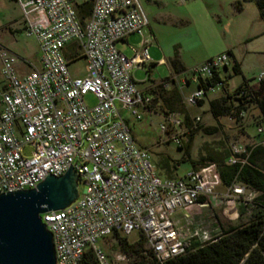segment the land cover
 <instances>
[{"label": "built area", "instance_id": "built-area-1", "mask_svg": "<svg viewBox=\"0 0 264 264\" xmlns=\"http://www.w3.org/2000/svg\"><path fill=\"white\" fill-rule=\"evenodd\" d=\"M11 1L20 8L25 35L37 42L40 66L19 75L17 58L0 44V194L33 189L47 175L62 176L71 166L85 185L83 193L66 208L41 215L52 237L55 264H83L88 255L92 264H129L125 255L109 258L100 244L135 231L144 236L157 264L183 255L188 244L216 236L215 229L190 230L192 216L184 218L183 227L173 219L175 213L210 205L215 190L223 186L216 164L163 178L123 118L127 113L141 120L154 99L151 89L138 90L133 79L134 70L150 63L146 43L141 40L138 49L132 48L131 57L116 48L131 34L143 37L148 20L139 1L93 0L83 23L74 0ZM70 45L74 47L68 49ZM79 59L86 63L83 77L69 70ZM229 61L228 54L220 53L192 67L180 86L181 91L194 86L183 96L184 104L197 107L200 101L230 93L221 74ZM263 79L260 73L256 85ZM87 95L94 98L93 105L85 102ZM158 115L165 121L160 132L168 135L166 141L182 147L188 134L183 116ZM199 122V116L190 118L193 127ZM260 144L264 147V140ZM241 154H246L245 147L231 146L227 164ZM225 188L227 206L250 202L256 195L237 183Z\"/></svg>", "mask_w": 264, "mask_h": 264}, {"label": "rangeland", "instance_id": "rangeland-1", "mask_svg": "<svg viewBox=\"0 0 264 264\" xmlns=\"http://www.w3.org/2000/svg\"><path fill=\"white\" fill-rule=\"evenodd\" d=\"M5 1L7 10L4 14L0 13V25L6 23L9 29L0 30V44L17 58V73L25 75L40 66L37 42L34 37L25 35L19 7ZM75 1L78 4L83 2ZM138 1L149 19L155 39L153 46H160V56L167 54L172 59L176 54L186 68L185 75L188 76L189 70L201 64L208 56L230 53L227 69L222 70L221 74L223 77L231 76L228 80L231 91L244 82L256 87V77L264 73V24L258 17L253 0ZM233 64L239 67V73L236 75L232 71ZM85 67V61L79 59L75 64L69 65V70L73 76L83 77L86 72ZM147 69L148 66H145L133 73L138 90L149 87L152 80L159 82L170 74L169 62L150 68L148 78L145 74ZM143 80L145 82L141 83ZM2 88L3 82L0 75V92ZM191 90L192 86L182 88L183 96ZM84 100L88 105L95 103L91 95H87ZM208 100L201 106L185 105L184 107L190 118L200 117V122L194 127L198 132L190 146L193 160H198L212 152H228L233 145L246 147L264 140V132L257 134L260 119L258 110L254 106L245 107L243 115L233 114L214 118L208 110ZM150 108L152 113L151 111L143 113L141 120H135L127 113H122L128 129L137 146L148 151L155 168L159 159L167 160L169 163H177L175 173L177 176H182L184 172L190 170V164L182 160L183 150L179 149L178 145L167 142L168 135L164 136L160 132V125H165V121L158 114L165 112L166 109L160 101L153 102ZM206 127L214 128L216 132L205 135L202 129ZM186 142L185 137L182 145L184 146ZM156 171L159 176L164 177L157 168ZM84 189L85 185L77 182L78 196ZM225 195L226 188L219 186L214 195L218 200L217 205L211 208L196 207L187 211L186 214L194 218V227L189 229L213 230L212 222L216 223L218 220L225 226L236 224L238 222L237 212H234L236 204L227 206ZM227 210L233 213L232 219L227 216ZM183 223L185 225V221ZM139 238L140 234L136 231L126 236L129 244L137 242ZM100 246L109 258L117 254L123 255L115 237L108 239ZM126 258L129 264H133V257L126 255Z\"/></svg>", "mask_w": 264, "mask_h": 264}, {"label": "trees", "instance_id": "trees-1", "mask_svg": "<svg viewBox=\"0 0 264 264\" xmlns=\"http://www.w3.org/2000/svg\"><path fill=\"white\" fill-rule=\"evenodd\" d=\"M257 8L258 17L264 24V0H253ZM93 1H85L75 4V10L81 23L90 15ZM70 45L67 48H73ZM231 57L230 53H226ZM67 59L70 56L66 55ZM172 75L184 74L185 70L181 61L175 54L169 61ZM149 69L145 71L149 77ZM233 74L239 73L237 64H233ZM217 80V75H214ZM230 75L226 76L229 80ZM171 76L160 80L151 81L148 87L154 95L153 102L160 101L166 109L165 113H178L183 116L188 127L186 135L187 142L179 149L183 150V161L190 164V169H198L208 163L217 166L221 183L225 187L233 184H241L256 193L250 202L238 201L236 203L237 220L236 224L223 225L220 222L213 223L212 227L217 229V235L211 240L200 245L188 244L186 253L164 264H264V147L257 143L246 146V154L235 155L237 161L234 164H227L226 160L231 156V149L228 152H212L198 160H193L190 153V146L195 134L198 132L190 125V116L186 111L183 101V94L175 85ZM164 84H169L166 88ZM208 100V99H207ZM205 101H200L201 106ZM252 105L258 110L259 125L264 129V79L256 87L247 83L236 86L230 93H225L217 98L208 100V110L214 118L227 115H243L245 107ZM205 135H212L216 132L214 128H203ZM259 135V133H257ZM177 163H169L167 160L159 159L156 168L163 178L177 177L175 169ZM208 205L205 208H211ZM207 214V213H205ZM217 218V217H216ZM117 245L123 255L133 257V264H157L147 250L146 240L140 235L137 242L129 244L124 237H116ZM83 264H92V257L87 256Z\"/></svg>", "mask_w": 264, "mask_h": 264}, {"label": "water", "instance_id": "water-1", "mask_svg": "<svg viewBox=\"0 0 264 264\" xmlns=\"http://www.w3.org/2000/svg\"><path fill=\"white\" fill-rule=\"evenodd\" d=\"M71 170L33 189L0 194V264H55L50 232L41 215L66 208L78 197Z\"/></svg>", "mask_w": 264, "mask_h": 264}, {"label": "crops", "instance_id": "crops-1", "mask_svg": "<svg viewBox=\"0 0 264 264\" xmlns=\"http://www.w3.org/2000/svg\"><path fill=\"white\" fill-rule=\"evenodd\" d=\"M7 1L11 2L14 5L16 4L15 2H13L11 0H7ZM82 1L85 2L87 0H82ZM91 1H93V0H91ZM5 2H6L5 0H0V13L1 14H4V12H6V10H7V5H6ZM75 4H78V3L74 0V6H75ZM79 4H81V3H79ZM21 17H22V15H21ZM147 20H148V26L145 28V30L143 32L144 37H140L138 35L131 34V35L125 37L123 40L117 42L116 43V48L122 54H124L125 56L131 57L133 55L131 49L132 48L133 49H138L139 48V43L141 42V40H143L146 43L147 53H148V56H149V59H150V63H149V65H147L148 68L149 67L150 68H153V67L158 66V65L168 64V62L170 61L171 58L167 54L166 55L163 54L162 56H160V51H159L160 46L159 47L153 46V43H154L155 39H154V37L152 35V29H151V25H150V22H149L148 17H147ZM6 29H9V25L8 24L3 23L2 25H0V30H6ZM211 57L212 56H208L204 61L210 59ZM182 66H183L184 70L186 71L185 66L183 64H182ZM139 70H141V69H139ZM169 71H170L169 77L172 76L174 78V81H175L174 85L180 90L181 82H182L184 76L187 78V75L180 74V75H174L173 76L172 73H171L170 67H169ZM169 77H167V78H169ZM143 82H145V80H143L141 83H143ZM190 86H192V90H193L194 89V86L193 85H190V84L188 86L184 87V88H189ZM147 88L148 87H144L141 90H146ZM192 90L189 91V92H187L186 95H188L190 92H192ZM177 177H179V176H177ZM209 202H210V205L213 207V206L217 205L218 200L215 197H211L210 200H209ZM185 217H188L187 214H186V212L185 213H175L173 215V219L178 223L179 226H182V227L184 226V223L183 222L185 221L184 220ZM215 230L217 231V229H215Z\"/></svg>", "mask_w": 264, "mask_h": 264}]
</instances>
